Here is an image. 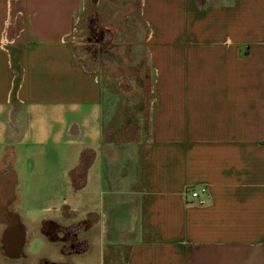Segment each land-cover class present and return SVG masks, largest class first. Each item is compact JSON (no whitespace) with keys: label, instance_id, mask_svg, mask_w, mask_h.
<instances>
[{"label":"crops","instance_id":"0c3cea01","mask_svg":"<svg viewBox=\"0 0 264 264\" xmlns=\"http://www.w3.org/2000/svg\"><path fill=\"white\" fill-rule=\"evenodd\" d=\"M84 3L0 0V206L25 229L9 257L0 221V264H264V0L118 1L145 31L131 136L134 98L74 59Z\"/></svg>","mask_w":264,"mask_h":264},{"label":"rangeland","instance_id":"374dc122","mask_svg":"<svg viewBox=\"0 0 264 264\" xmlns=\"http://www.w3.org/2000/svg\"><path fill=\"white\" fill-rule=\"evenodd\" d=\"M118 1L85 0L83 11L74 22L70 44L77 62L87 68L97 66L101 71L106 70L105 74L110 70L108 74L116 80L117 92L134 98L133 101L130 99L127 108L130 113L127 120L131 118L127 131L131 136L135 127L132 117L137 112L143 116L147 104L146 63L141 53L145 31L136 8L125 15ZM89 18L94 19L91 24L95 28L93 34ZM34 246L30 245L29 250L32 251Z\"/></svg>","mask_w":264,"mask_h":264},{"label":"water","instance_id":"95a60500","mask_svg":"<svg viewBox=\"0 0 264 264\" xmlns=\"http://www.w3.org/2000/svg\"><path fill=\"white\" fill-rule=\"evenodd\" d=\"M5 175V171L0 172V184L2 183V179ZM10 200H8L5 204L0 206V221L5 223V228L2 231V245L4 250L6 251V255L9 257H23L24 254L21 252V248L24 244L25 237V229L19 222V218L16 213L8 210V205ZM14 237L15 245L14 249L11 244L8 242L10 237Z\"/></svg>","mask_w":264,"mask_h":264},{"label":"built area","instance_id":"2783aa9c","mask_svg":"<svg viewBox=\"0 0 264 264\" xmlns=\"http://www.w3.org/2000/svg\"><path fill=\"white\" fill-rule=\"evenodd\" d=\"M187 193L191 196L194 201L202 202L203 198L201 197V195L207 194V188L205 186H190L187 189Z\"/></svg>","mask_w":264,"mask_h":264},{"label":"flooded vegetation","instance_id":"af4514ba","mask_svg":"<svg viewBox=\"0 0 264 264\" xmlns=\"http://www.w3.org/2000/svg\"><path fill=\"white\" fill-rule=\"evenodd\" d=\"M63 236L65 238H68V237L71 238L73 236L72 230H70V229H63Z\"/></svg>","mask_w":264,"mask_h":264},{"label":"trees","instance_id":"16d2710c","mask_svg":"<svg viewBox=\"0 0 264 264\" xmlns=\"http://www.w3.org/2000/svg\"><path fill=\"white\" fill-rule=\"evenodd\" d=\"M92 21H94V19L89 18V21L88 22H89V26H90V31L93 34L95 28H94V26L91 27V24H93ZM146 73L148 74V70L146 71Z\"/></svg>","mask_w":264,"mask_h":264}]
</instances>
